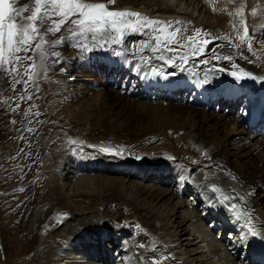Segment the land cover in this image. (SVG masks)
Segmentation results:
<instances>
[{
    "label": "bare ground",
    "instance_id": "1",
    "mask_svg": "<svg viewBox=\"0 0 264 264\" xmlns=\"http://www.w3.org/2000/svg\"><path fill=\"white\" fill-rule=\"evenodd\" d=\"M100 1L107 2L91 0ZM174 1L116 0V9L137 11L155 20L170 21L172 26H182V41L175 43L172 40L164 50L153 51L156 31L151 29L127 33L121 42L98 43L91 34L87 38L73 36L68 31V24L63 35L53 40L63 42L48 45L49 49L59 53L60 60L47 68L44 66L43 73L51 82L42 83L44 76L40 73L42 86H39L38 97L49 109H43L46 118L38 135L29 139L25 154L30 161L34 153L49 152V145H64V148L56 149L59 158H44L45 167L49 168V171L44 169L40 178L45 197L38 206L29 207L28 212L33 213L40 207L44 210L47 206L42 214L56 208L59 213L65 211L74 215L52 235L39 236L38 251L30 259L31 264H115L113 257L128 252L134 253L139 262L119 260L117 264H208L209 259V264H264L248 259V251L242 244L250 230L264 235V198L258 197V192L264 189V136H260L262 132L257 129H254L257 134L251 132L253 126L244 121L252 110L251 105L259 102L264 105V0ZM241 5L249 32L254 36L256 55L253 56L246 47L243 49L248 60L240 58L239 52L224 39H216L227 36L238 42L232 25L235 23L237 28L240 27V17L235 16V10ZM253 8L257 9L256 16L251 15ZM229 12L234 15L229 16ZM196 29L210 36H201L190 43L186 38L193 36ZM203 38L213 40L207 46L209 51L203 55L193 54L192 49ZM221 44L225 47H218ZM169 48L176 51H169ZM211 49L232 54L239 68L257 79L227 77L226 71L239 69L232 68L231 63L224 60L213 59L205 64L203 61L212 55ZM182 56L185 59L181 60ZM220 68L226 71H218ZM152 69L162 72L167 79L154 75ZM178 87L187 88L197 98L219 97L221 103L236 98L240 104L239 113L218 115L216 111L207 112L201 110L203 107L198 109L183 104V99L182 104L177 103L175 90ZM98 98L104 106L96 104ZM121 118L125 121L121 122ZM260 119L259 126L264 128V113ZM87 126L92 128V133H85ZM109 126L119 130L122 137L115 139V132L110 131L101 136L93 148L87 147L96 142L93 134L97 136L101 127ZM228 131L238 135L232 140L227 139ZM62 132H67L63 139L60 138ZM27 135L30 134L27 132ZM130 140H135L138 146L146 142L150 145L142 146L136 156L125 151V162L114 158L109 151L100 150L113 151ZM30 141L36 143L29 144ZM109 142L114 143L109 145ZM0 149H4V145H0ZM241 157L247 159V165L236 161ZM170 175L173 183L178 184L176 190L184 191L189 199L194 196L196 203L203 200L206 213H203L204 209H195L194 203L187 199L176 196L169 187ZM209 180H213V187L221 191L206 190ZM216 196L219 199L216 200ZM225 196L231 199L226 201ZM72 199L74 203L70 205ZM232 204L239 205L250 215H241L238 219L230 210ZM35 213L34 218H39L40 213ZM243 217L252 225L251 228L246 224L249 230L244 227ZM211 220L222 224L217 235L207 226L206 221ZM50 222L43 227L53 230L58 226ZM33 224H37L36 221ZM156 224L163 229H156ZM105 225H111L112 229L116 227L114 233H111L112 229L105 231ZM127 226L134 236L122 231L127 230ZM100 231L105 232L107 239L117 234L112 240L119 243V249L113 257L108 250L103 258L96 255L100 249L96 243L92 245L93 235ZM40 238L42 243L38 244ZM118 238L123 240L119 242ZM126 239L130 243L129 249L122 247ZM52 242L55 245L51 246ZM0 249L5 255L2 243ZM74 249L79 251L77 258L80 251L84 253L83 259L73 256ZM199 249L206 252V257L205 253L195 255ZM4 259L0 258V262ZM10 261L9 264H13Z\"/></svg>",
    "mask_w": 264,
    "mask_h": 264
},
{
    "label": "rangeland",
    "instance_id": "2",
    "mask_svg": "<svg viewBox=\"0 0 264 264\" xmlns=\"http://www.w3.org/2000/svg\"><path fill=\"white\" fill-rule=\"evenodd\" d=\"M175 2L176 1L172 0L171 3H175ZM13 3H14V7L18 8V6H20V5H22V6L25 4L32 5V0H13ZM116 6H117V4L115 3V5H110V8L116 9ZM117 10H119V9H117ZM29 14L30 13L27 12L24 15L27 16ZM46 24L47 23H45V25ZM47 26L48 25H46V27ZM178 27H180V29H182L181 26H178ZM178 27L177 26H171L170 28L167 29V32H170L171 29L175 30ZM65 28H66V26L64 25L59 32L55 33L54 35L48 34L46 36V40L49 42L47 45H45V50L48 54L47 59L44 61L43 67L37 69L38 74L36 75L34 81H29V83L27 85H25L23 83L16 84L15 90H13L12 85H13V75L14 74L8 75L5 73L3 68H0V145H4V149H0V156L7 154L6 151L3 153L4 150L10 149V152H12L11 158H10V152L8 153V155H9L8 160L4 161V160L0 159V171H2L0 173V178H1L0 189L2 191V193L0 191V193H1L0 194V200H1L0 201V243H2L4 250H5V255H3V252L0 249V256H1L0 258L3 259L5 257V259L3 260V263L0 262V264H6V263L9 264V263H11L10 260L13 261V264H31L30 259L32 260V258L34 257L33 256L34 253H36L38 251L36 243H37V240L39 239V236L45 238L47 235H52L55 231L64 227L66 225V223L71 218H73L72 215H74V214H71V212H65V211H64V214H62L63 211H61L59 213L58 211L55 210L56 208H52V210L49 213H46V214L44 213L45 214L44 215V214H42V212L45 209H47V206H44V205H43L45 208L44 210H42V207H40L36 210L40 213L39 218H37V219L34 218L36 216V213H35L36 211L33 213L28 212L29 207H32L31 209H33V206L35 207V204L38 206L40 204L41 200H44V197H45V196L43 197L44 189H43V186L40 184V178H42V174L45 170L49 171V168L45 167L44 158L47 157V159L50 158L51 160H54L56 157L59 158L57 151L59 149H63L64 145H62V146H56L55 144L49 145L47 150L48 151L54 150V151H52V153H49L50 151L49 152L45 151L44 153H42L43 155H38L37 153H34L29 158L30 161H28L27 156L25 154L26 146L28 144L29 139H34L36 137V135H38L39 128L41 127V124L43 123V121L46 118V115L43 113L44 110L49 109L46 102L42 98H41V100H39V97H38V95H40L39 86H42V83L44 81L45 82H51V79H49L47 77V75L43 73V70L45 67L47 68V66H49L51 64H54V65L57 64V62H59L58 60H60V59H58V56L53 55V53H57V52L55 50L49 49L48 45L52 44V42L55 38L62 36L63 33L65 32ZM40 30L42 31V28ZM151 31H153V30L151 29ZM154 35L160 36L161 39L164 40L166 33H160L158 31H156V33H154ZM180 35H181V37H180ZM141 40H143V39H141ZM170 41H172V39L168 40L167 43L161 42L159 49L164 50V48H167L170 45V43H169ZM175 41H176L175 43H180L182 41V31L178 35V37H176ZM155 45H157V41L155 42ZM179 52L184 53L183 51H179ZM35 54L39 55L38 53H35V52H29L28 53V55H32L33 57L36 56ZM19 55L23 56L24 53H19ZM50 58L51 59L54 58L53 59L54 63H52ZM38 59H39V57L34 58L36 64L38 63ZM30 63H32V61H25L26 65L30 64ZM38 64H40V61ZM20 71H21V73H23L24 69L21 68ZM40 73L43 74V76H44V80L42 79V81H41L42 83L39 81V76H41ZM15 78L21 79L20 76H16ZM23 79L28 80V76H23ZM54 85H57V82H55ZM25 88H27V92H25ZM175 94H176L175 99H176L177 103L182 102L183 104L194 105L198 109H201V107H203L201 110H205L207 112L216 111L215 107L211 108V110H210V105H208V104L211 103V101H209V99H210L209 97L206 99H202V98L198 97L199 98L198 99L197 96L193 95V93L189 92V90L185 87H178L175 90ZM22 95H24V96L31 95V99L20 100L19 97ZM91 95L92 94H90V96ZM191 95L193 96V98ZM182 99H183V101H181ZM190 99H191V102H190ZM194 99L196 101H194ZM96 100H97V102H96L97 105H100V106L103 105L102 101L99 100V98ZM207 102H208V104H207ZM215 104H216V108H217V102H215ZM17 105H19V107H17ZM211 105H212V103H211ZM220 105H221V107H218L219 111H216L218 115L219 114H225V115L232 114L233 116H235V115H237V113H239L240 107L238 104H236L234 106V105H229L228 103H223V104L220 103ZM204 106L207 108H205ZM13 109H15V111H13ZM103 113H106V110H104ZM19 115H20V118H18ZM13 121H15V123H13ZM120 121L124 122L125 118H121ZM262 121H264V120H262ZM31 124H33V126H31ZM252 128H253V131H251V132L257 134L256 131H258V130L255 131L254 129H256V128L255 127H252ZM260 128H262V127H260ZM28 129H32V131L30 132V131H28ZM262 130L264 131V128H262ZM262 130L259 131V133H261ZM110 131L115 132V135H114L115 139L117 137H122L121 132L119 130H116L115 127H113V126H109L106 128L101 127L97 136L95 134L92 135L93 140H95L96 142L95 143H89L87 145V147L93 148L94 145L99 141L101 136L107 135ZM27 132L30 135L26 136ZM63 133L65 134V132L61 133V135H60L61 139L65 138L67 135V132L65 135ZM85 133H87V134L92 133V128L90 126H87ZM226 134H228L227 139H231V140H232V138H235L238 135V133H236V132L229 133V131L226 132ZM130 141H132V142H130ZM130 141L124 142L123 147L122 146H121V148L117 147V149H115L113 151L110 150L109 152H111V155L114 158L124 159L123 153L125 151L128 152L129 155L136 156L139 153L140 148L142 146L147 145V142H146L145 144L138 146V144L135 143L136 142L135 140H130ZM32 142L34 144L36 143V141H30L29 144H32ZM153 142L156 143V141H153ZM113 143L109 142V145H112ZM54 145H55V147H54ZM149 145H150V143L147 146H149ZM10 147H13V148H10ZM98 148H103V147H98ZM56 149H58V150H56ZM35 155H36V157H35ZM33 156H34V158H33ZM3 158H6V156H3ZM233 159L234 158H232V161H235V159L234 160ZM37 160H39V162ZM236 161L238 163L243 164V165H247V159H245L244 157H241V158L237 159ZM124 162H125V159H124ZM130 162H132V161H130ZM30 163H32V164H30ZM53 163H54V161H53ZM41 165H42V167H41ZM50 166L51 165L49 164V167ZM108 166H111V165H107V167ZM3 167H5V168H3ZM31 169H33V170H31ZM59 173H62V171H60ZM172 180H173V176L170 175L169 181L171 183H170L169 187L170 188L172 187L173 192L176 194V196L178 198L179 197L185 198L190 203H194L193 207H195V209H200V211L202 209H204L203 213L207 212V210H205V208H203V207H205L204 206L205 204L203 203L202 199H199V201L196 203L194 201V196H192L190 199L187 198L186 194H184V191L181 193V191H178V189L176 190V188L178 187V184H176L175 182L173 183ZM70 183L75 184L76 182L70 181ZM145 184L149 185V183H145ZM213 184H214L213 180H209L206 190H211L212 192L215 193V191L212 190ZM167 187H168V185H167ZM20 189H23V191H20ZM190 194L195 195L193 193H190ZM258 197H260V200H262V198H264V189H263V191L258 192ZM73 203H74V200L72 199L71 203H69V204L71 205ZM46 204H47V202H46ZM61 216H63V217H61ZM45 220H48V222ZM34 221H36L37 224H33ZM39 221H41V222H39ZM65 221H66V223H65ZM49 222L51 225H58V226L54 227L53 230H50V229L47 230L46 226L43 227V225H47ZM58 222H60V224H58ZM206 222L208 223L207 226L211 230L213 229V231H215L216 235H217L218 230H220L219 227L222 224H220L217 220L216 221L211 220L209 222L208 221H206ZM218 224H219V226H218ZM119 225L123 226L122 223H120ZM155 227H156V229H159L161 226L159 224H156ZM39 228H41V229L37 232V230ZM115 228L116 227H114V229ZM161 228L163 229V227H161ZM104 229H105V231H108V230L112 229V227H111V225L110 226L105 225ZM114 229L111 230V233L112 232L114 233ZM137 229L138 228L136 227V230ZM30 230H31V232H30ZM129 230L131 232V229L129 226H127V230L122 229V231H124L126 234L130 233ZM108 232H110V231H108ZM146 237H149V235H147ZM112 238L113 237L111 236L108 239L112 240ZM113 239H116V237H114ZM118 240L120 242L121 240H123V238H121V239L118 238ZM40 243H42L41 238H40L38 244H40ZM53 244L54 243L52 242L51 246ZM196 253H197V254H195L196 256L201 255L203 253H205L204 254L205 257L207 255L203 249H199L198 252L196 251ZM206 262L209 264V263H211V260L209 259Z\"/></svg>",
    "mask_w": 264,
    "mask_h": 264
},
{
    "label": "snow or ice",
    "instance_id": "3",
    "mask_svg": "<svg viewBox=\"0 0 264 264\" xmlns=\"http://www.w3.org/2000/svg\"><path fill=\"white\" fill-rule=\"evenodd\" d=\"M231 2L233 0H229V3ZM115 3L116 0H107V3L91 2V0H32L31 7L29 4H25L17 8L14 7L13 0H0V68H3L8 75L14 74L13 90H15L16 84L23 83L27 85L29 81H34L38 74L37 69L43 67L44 61L47 59L48 54L45 45L49 42L46 40V36L48 34L54 35L66 24H68V31L73 36L87 38L91 34L92 38L97 40L98 43L101 41L105 43L108 41L121 42L127 33H142L145 29L166 33L163 41H161L160 36L154 37L157 41L156 47L153 48L154 52L157 51L161 42L167 43L170 39L176 42L174 38L182 31V29L176 28L172 32H167V29L172 26L170 21L155 20L137 11L110 8V5H115ZM26 12L30 14L25 16L24 13ZM256 13V8L251 9L252 16H256ZM228 15L233 16L234 13L229 12ZM235 16L240 17V27L237 28L235 23L232 25L238 42H234L233 39L227 36L216 39H224L228 45L233 46L239 52L240 58L248 60L249 58L243 51L244 47L253 56L256 55V52L253 48L254 36L250 34L247 21L244 19L243 5L235 10ZM46 22L48 26L45 28ZM176 23L179 24L180 22L177 21ZM41 28L45 30L41 32ZM201 36L209 37L210 34L201 29H196L195 34L188 36L186 39L191 43ZM62 42V40H57L53 43L58 45ZM210 43H213L212 39H200L199 43L192 49L193 54H206L209 51L207 46ZM101 46L103 45L101 44ZM180 47H183V45H180ZM218 47L223 48L225 45L221 44ZM168 50L176 51L172 48ZM29 52L39 54L40 64H36L34 57L28 55ZM211 52V57L203 61L205 64L213 59L224 60L231 63L232 68L239 69V71L229 73L236 80L243 78L257 79L250 72L240 69L232 54H221L215 49H211ZM19 53H24V55L21 56ZM53 55L59 56V53H53ZM160 59H163V56ZM183 59L185 57L182 56L181 60ZM25 61H32V63L26 65ZM21 68L24 69L23 73L20 71ZM218 71L222 72L226 69L220 68ZM152 72L154 75L158 74L167 79L162 72L157 73L156 69H152ZM16 76H20L21 79H16ZM23 76H28V80H24ZM25 92H27V88H25ZM19 99H31V95H22ZM28 131L31 132L32 129H28ZM72 143L76 142L72 141ZM101 150L110 151L107 148ZM232 178L236 179V177ZM20 191H23V189H20ZM213 191L220 192L221 190L214 186ZM224 199L227 201L231 198L225 196ZM230 210L238 219L241 215H250L241 210L237 204H232ZM252 235H257V232L253 230ZM140 247H143V245H140Z\"/></svg>",
    "mask_w": 264,
    "mask_h": 264
},
{
    "label": "water",
    "instance_id": "4",
    "mask_svg": "<svg viewBox=\"0 0 264 264\" xmlns=\"http://www.w3.org/2000/svg\"><path fill=\"white\" fill-rule=\"evenodd\" d=\"M229 73H230V72H229ZM229 77L234 78V77H232L230 74H229Z\"/></svg>",
    "mask_w": 264,
    "mask_h": 264
}]
</instances>
